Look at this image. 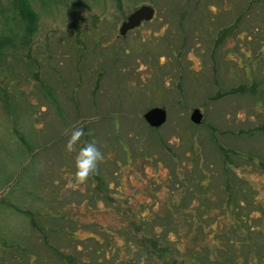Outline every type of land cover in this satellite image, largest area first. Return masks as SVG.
Here are the masks:
<instances>
[{
    "label": "rangeland",
    "instance_id": "rangeland-1",
    "mask_svg": "<svg viewBox=\"0 0 264 264\" xmlns=\"http://www.w3.org/2000/svg\"><path fill=\"white\" fill-rule=\"evenodd\" d=\"M31 2L39 20L29 53L39 58L40 75L57 97L58 109L38 94L43 103L38 116L43 140H55L43 152L44 180L49 187L54 179L53 188L67 186L59 205L70 202L73 214L88 207V219L119 230L128 221L126 209L162 204L160 197L153 198L179 187L176 172L188 182L197 173L188 175V163L199 152L212 176L211 188L224 192L233 178H225L223 144L256 156L257 162L242 155L232 161L239 173L236 187L241 190L243 183L248 193L246 207L259 206L251 222L264 226V165L259 162L264 160V13H242L246 0ZM142 3L153 5L155 15L120 34L121 21ZM152 105L167 108L163 125L145 121L143 112ZM195 107L204 113L200 123L191 119ZM76 128L84 135L77 151L69 153L65 146ZM91 141L105 156L99 164L101 182L111 179L114 187L111 200L101 185L98 207L92 201L97 179L79 185L74 178L75 156ZM240 175L249 180L241 181ZM111 207L125 212L124 219ZM62 226L71 228L67 220ZM92 228L82 226L77 234L85 236ZM255 232L264 239V227Z\"/></svg>",
    "mask_w": 264,
    "mask_h": 264
},
{
    "label": "trees",
    "instance_id": "trees-1",
    "mask_svg": "<svg viewBox=\"0 0 264 264\" xmlns=\"http://www.w3.org/2000/svg\"><path fill=\"white\" fill-rule=\"evenodd\" d=\"M40 1L42 5L49 2ZM241 12L264 13V0H246ZM38 20L31 0H0V264H264V239L255 232L264 226L251 222V212L259 206L246 207L248 193L243 183L241 190L236 187L239 173L232 158L242 155L258 160L252 153H238L223 144L219 149L228 164L225 178L235 180L224 192L211 188L212 176L199 152L196 161L188 163V175L190 170L197 172L188 182L176 172L174 184L179 187L164 185L166 195L153 198L160 197L162 204L126 209L128 221L119 230L88 219V207L73 214L70 202L59 205L67 186L53 188L54 179L49 187L44 180L43 152L55 140H43L38 116L43 110L38 94L58 109L57 97L40 75L39 58L29 53ZM259 162L264 165L263 159ZM102 178L91 177V185L97 179L92 187L96 207L102 200L101 185L114 199L111 179L102 184ZM110 209L116 216L121 212L119 217L124 219L121 209ZM64 220L71 228L63 229ZM82 226L93 228L79 236Z\"/></svg>",
    "mask_w": 264,
    "mask_h": 264
},
{
    "label": "water",
    "instance_id": "water-1",
    "mask_svg": "<svg viewBox=\"0 0 264 264\" xmlns=\"http://www.w3.org/2000/svg\"><path fill=\"white\" fill-rule=\"evenodd\" d=\"M155 15V7L149 3H142L130 11L119 25V33L124 34L127 30L140 25L145 20H150ZM204 113L199 107L191 112V119L195 123L203 120ZM145 121L153 127L163 125L168 119V110L164 106L152 105L143 112Z\"/></svg>",
    "mask_w": 264,
    "mask_h": 264
},
{
    "label": "clouds",
    "instance_id": "clouds-1",
    "mask_svg": "<svg viewBox=\"0 0 264 264\" xmlns=\"http://www.w3.org/2000/svg\"><path fill=\"white\" fill-rule=\"evenodd\" d=\"M83 135V130L80 128L71 131L70 138L65 146L69 153L77 151L76 146ZM104 160L105 156L97 147L95 141L87 142L83 147L79 148L75 156V183L79 185L85 184L90 177L99 174V164L103 163Z\"/></svg>",
    "mask_w": 264,
    "mask_h": 264
}]
</instances>
